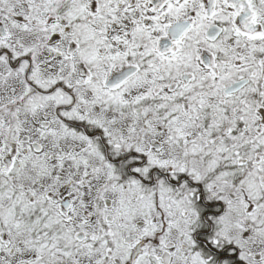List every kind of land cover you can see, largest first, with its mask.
I'll return each mask as SVG.
<instances>
[{
	"label": "snow or ice",
	"instance_id": "1",
	"mask_svg": "<svg viewBox=\"0 0 264 264\" xmlns=\"http://www.w3.org/2000/svg\"><path fill=\"white\" fill-rule=\"evenodd\" d=\"M0 264H264V0H0Z\"/></svg>",
	"mask_w": 264,
	"mask_h": 264
}]
</instances>
